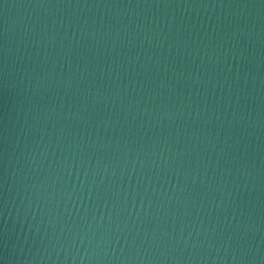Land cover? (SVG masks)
<instances>
[{"label": "water", "instance_id": "95a60500", "mask_svg": "<svg viewBox=\"0 0 264 264\" xmlns=\"http://www.w3.org/2000/svg\"><path fill=\"white\" fill-rule=\"evenodd\" d=\"M0 264H264V0H0Z\"/></svg>", "mask_w": 264, "mask_h": 264}]
</instances>
